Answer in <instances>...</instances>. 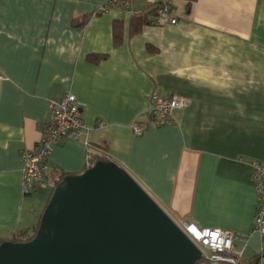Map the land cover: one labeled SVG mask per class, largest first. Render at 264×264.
Masks as SVG:
<instances>
[{
	"label": "crops",
	"instance_id": "0c3cea01",
	"mask_svg": "<svg viewBox=\"0 0 264 264\" xmlns=\"http://www.w3.org/2000/svg\"><path fill=\"white\" fill-rule=\"evenodd\" d=\"M107 1L0 0V249L43 231L58 176L101 162L124 170L177 225L250 234L242 261L264 255V235L251 232V165L264 163V0H172L177 24L134 36L131 16L149 12V0H133L130 12L102 11ZM90 54L106 58L92 64ZM67 93L91 128L89 147L63 140L49 179L24 196L20 153L37 146L51 103ZM152 93L190 104L156 128ZM135 122L146 125L140 136ZM88 154L99 159L86 169Z\"/></svg>",
	"mask_w": 264,
	"mask_h": 264
},
{
	"label": "water",
	"instance_id": "95a60500",
	"mask_svg": "<svg viewBox=\"0 0 264 264\" xmlns=\"http://www.w3.org/2000/svg\"><path fill=\"white\" fill-rule=\"evenodd\" d=\"M28 243L0 264H196L199 250L124 170L98 163L57 188Z\"/></svg>",
	"mask_w": 264,
	"mask_h": 264
},
{
	"label": "built area",
	"instance_id": "2783aa9c",
	"mask_svg": "<svg viewBox=\"0 0 264 264\" xmlns=\"http://www.w3.org/2000/svg\"><path fill=\"white\" fill-rule=\"evenodd\" d=\"M133 0H108L101 9H116L130 12ZM148 10L154 12L152 25H175L178 23L172 0H149ZM149 101V124L160 128L172 125L173 113L190 104V100L181 96H161L152 93ZM146 125L133 123L135 136L144 132ZM91 128L83 121L82 111L74 95L67 93L59 101L51 103L50 115L42 125L41 138L33 149H24L20 153L21 189L24 196L35 193L50 176L49 159L53 149L63 140H82L88 148V136ZM89 156V154H88ZM251 181L256 191L258 205L254 216L252 233L264 235V163L253 162ZM185 237L199 250L200 258L196 264H239L248 246L250 234L222 229H199L194 224L183 222L177 225ZM263 263V258L260 259Z\"/></svg>",
	"mask_w": 264,
	"mask_h": 264
},
{
	"label": "trees",
	"instance_id": "16d2710c",
	"mask_svg": "<svg viewBox=\"0 0 264 264\" xmlns=\"http://www.w3.org/2000/svg\"><path fill=\"white\" fill-rule=\"evenodd\" d=\"M189 3L195 1V0H186ZM154 17V12L149 11L147 13H141V14H133L130 19L129 23V35L134 36L140 32L143 26L146 25H152L151 20ZM85 18V17H84ZM75 25L82 26L84 24L83 21H75L73 20ZM112 35H113V44L114 47H117L122 42V24L120 21H114L112 26ZM106 58V55L102 54H90L87 56V61L92 64H98L100 61L104 60ZM99 157L97 155H90L88 158V164L86 165V169L93 166L97 161ZM72 177V175L62 174L57 177L55 187L56 188H64L66 185V180ZM35 238V237H34ZM33 238V239H34ZM263 258L264 263V255H257L253 257L252 259L248 261H241L239 264H260V259Z\"/></svg>",
	"mask_w": 264,
	"mask_h": 264
}]
</instances>
